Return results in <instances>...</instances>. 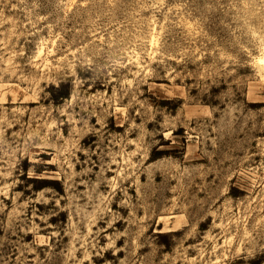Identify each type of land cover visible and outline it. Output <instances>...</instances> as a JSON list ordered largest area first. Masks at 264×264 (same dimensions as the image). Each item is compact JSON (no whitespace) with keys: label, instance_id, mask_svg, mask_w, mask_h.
Instances as JSON below:
<instances>
[{"label":"rangeland","instance_id":"374dc122","mask_svg":"<svg viewBox=\"0 0 264 264\" xmlns=\"http://www.w3.org/2000/svg\"><path fill=\"white\" fill-rule=\"evenodd\" d=\"M0 264H264V0H0Z\"/></svg>","mask_w":264,"mask_h":264}]
</instances>
